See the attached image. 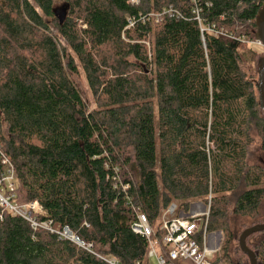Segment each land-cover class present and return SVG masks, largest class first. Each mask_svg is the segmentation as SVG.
<instances>
[{
  "label": "trees",
  "instance_id": "obj_1",
  "mask_svg": "<svg viewBox=\"0 0 264 264\" xmlns=\"http://www.w3.org/2000/svg\"><path fill=\"white\" fill-rule=\"evenodd\" d=\"M262 4L0 0V193L38 203L33 218L49 228L0 205V264H149L135 211L153 226L172 201L209 195L207 233L224 237L211 264H250L238 240L231 259L229 223L264 203L262 53L247 46ZM66 5L59 25L53 10ZM65 227L91 252L60 239ZM245 243L264 264V232Z\"/></svg>",
  "mask_w": 264,
  "mask_h": 264
},
{
  "label": "built area",
  "instance_id": "obj_2",
  "mask_svg": "<svg viewBox=\"0 0 264 264\" xmlns=\"http://www.w3.org/2000/svg\"><path fill=\"white\" fill-rule=\"evenodd\" d=\"M254 43L264 51L260 42L255 41ZM12 178L13 172L11 171L7 180L10 181ZM123 190L126 191L127 186L123 187ZM0 205L14 215L29 221L34 228L41 226L49 229L46 224L38 225L33 218V215H43L36 202L19 207L10 205L7 200H1ZM192 206L193 210L189 212L190 214L181 212L175 217L177 207L171 205L164 211L162 220L155 230L145 214L138 209L135 211V220L131 225V230L135 235L147 241L148 262L150 259H155L156 264H211V259L218 251L219 242L222 240L216 236V233H207L210 204L204 205L197 202ZM57 234L60 239L69 240L88 252L92 250V244L83 243L66 227Z\"/></svg>",
  "mask_w": 264,
  "mask_h": 264
},
{
  "label": "rangeland",
  "instance_id": "obj_3",
  "mask_svg": "<svg viewBox=\"0 0 264 264\" xmlns=\"http://www.w3.org/2000/svg\"><path fill=\"white\" fill-rule=\"evenodd\" d=\"M57 4H60V3H57ZM58 7H60V6H58ZM151 19H153L155 21L156 18L155 17H151ZM50 29H51L52 33L54 35H56V31L54 29H52V28H50ZM247 46L259 49L260 53H262L261 54L262 59L264 58V51H262L260 47L256 46L255 43H249ZM258 66H257V72H258ZM77 68H78V75L76 77H74V83H75L77 89L79 90V93H80V95H81V97L83 99V102L88 107V110L89 111H94V110L97 109V104H96V102H95V100H94V98H93V96H92V94H91V92H90V90L88 88L86 79H85V77H84V75H83V73L81 71V68L79 67L78 63H77ZM146 70L148 71L147 68H146ZM255 81L256 82L258 81L257 74H256V77H255ZM155 114H156V110H155ZM259 143H260V140H259L258 136L255 134V146H254V150H256L255 155H258L259 157L263 158V156H261V154H260V152L258 150ZM263 161H264V159H263ZM120 181H122V180L120 179ZM0 183H2L1 182V178H0ZM160 190L162 192L161 186H160ZM1 193H0V195H1L2 198H0V201L1 200H7L8 201L9 198L7 196H5L4 191L1 192ZM197 202L198 201L191 202L188 205V208H184L183 204L180 201H172L168 207H170L171 205H175L177 207V212L174 215L176 217L181 212H184V214H188L189 212L191 213V211L193 210V206L192 205H194ZM201 203L204 204V205L211 204V196L210 195L208 196L207 203L202 202V201H201ZM18 206L19 207H24L25 205H18ZM164 211L161 212L158 220L152 226L154 230L158 227L160 221L162 220V217L164 215ZM258 220H264V203L261 206L259 218H256L254 220H252L250 218H246V217H236V216L230 218V223H229L230 224V229L233 232V234L235 235V242L233 243V246H232L233 249H232V253H231V259L234 262H237L239 260V254L236 252V247H237V240L239 239L240 234L245 229H248V228L252 227L253 224L256 223ZM214 233H217V232H214ZM220 233H221L220 235L216 234V236L218 238L220 237V239L223 242L224 237H223L222 232H220ZM209 240H210V238H209ZM222 242L221 241L219 242V246L220 247H219L218 251L216 252V254H219V250L221 248ZM149 264H156L155 259H150Z\"/></svg>",
  "mask_w": 264,
  "mask_h": 264
},
{
  "label": "water",
  "instance_id": "obj_4",
  "mask_svg": "<svg viewBox=\"0 0 264 264\" xmlns=\"http://www.w3.org/2000/svg\"><path fill=\"white\" fill-rule=\"evenodd\" d=\"M67 12H68L67 5L55 8L53 10V14L58 19L59 25H62V23L64 22L67 16ZM255 23L257 28L255 40L260 42L261 45L264 47V0L261 9L258 11V15ZM138 66L141 67V69L144 71L145 74H148L145 65L138 64ZM257 90L260 99V104L264 111V58L260 60L258 66ZM262 232H264V224L255 225L253 227L245 229L239 236L238 239L239 248L241 252L249 259L250 264H257V262L254 254L246 247L245 241L249 236ZM216 234L220 235L221 233L217 232Z\"/></svg>",
  "mask_w": 264,
  "mask_h": 264
}]
</instances>
